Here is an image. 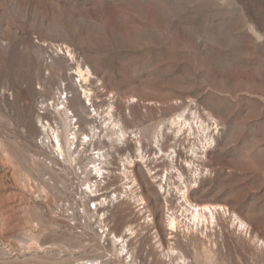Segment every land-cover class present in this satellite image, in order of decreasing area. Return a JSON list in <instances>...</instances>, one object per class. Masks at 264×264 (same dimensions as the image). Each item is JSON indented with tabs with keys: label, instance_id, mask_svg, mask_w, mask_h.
<instances>
[{
	"label": "rangeland",
	"instance_id": "rangeland-1",
	"mask_svg": "<svg viewBox=\"0 0 264 264\" xmlns=\"http://www.w3.org/2000/svg\"><path fill=\"white\" fill-rule=\"evenodd\" d=\"M183 254L264 264V0H0V264Z\"/></svg>",
	"mask_w": 264,
	"mask_h": 264
},
{
	"label": "bare ground",
	"instance_id": "bare-ground-1",
	"mask_svg": "<svg viewBox=\"0 0 264 264\" xmlns=\"http://www.w3.org/2000/svg\"><path fill=\"white\" fill-rule=\"evenodd\" d=\"M67 113V112H66ZM98 113V112H97ZM107 114L109 115L110 118L113 117V113H112V110L108 111ZM113 123V129H114V132L118 135V138L120 140L124 139L126 137V130L118 123V122H112ZM184 124V123H183ZM202 129L204 130L205 128L202 126ZM77 132H73V136L72 137H67V142L68 143V146H69V151H71V144H75V141H76V138H77V135H76ZM88 137V135H86ZM108 138H111L110 136ZM55 145L59 148V149H62V146H61V141H60V138H59V135L57 134L56 137H55ZM137 151L140 153V157L142 160H144V156H143V150L141 148H137ZM94 154L96 153L97 156L95 157L96 160L93 161V164L90 165L92 167V170L95 171V174L97 175V177H103L104 174L106 173V170L104 168V165L103 163H105L106 161V157H107V151H105L103 148H94ZM95 156V155H94ZM94 159V157H93ZM105 160V161H104ZM98 161V163H97ZM125 169V167H124ZM123 169V170H124ZM126 171V170H124ZM91 191H94L92 190V187L89 186L88 187ZM106 198H103L101 199L100 202L98 203H95L94 206L92 207V209L94 210H98L99 207H101L103 204H105ZM99 205V206H98ZM190 205L192 207V209L188 208L189 210H192L191 214L193 215L192 216V219L190 221L193 222V225H187L186 227V230L187 232H191L190 229L191 228H194V226H196L197 228H199V226H203L205 225V222L208 220L209 221V214H210V218L213 219L215 217V209H213L211 206H203V207H200L198 205H193L191 204L190 202ZM168 223H167V226L169 227V229L173 230V229H176L178 227H180V223L178 221V218L174 215V214H170L168 216ZM189 221V222H190ZM208 227V225H207ZM102 228V227H101ZM207 229V228H206ZM185 230V229H183ZM109 231V228L108 227H105V229L102 230L101 233H105L107 234V232ZM199 231V230H198ZM186 232V233H187ZM133 233V230L131 228H128V234H132ZM187 233V234H188ZM202 233V232H201ZM206 236V235H205ZM204 236V237H205ZM207 237V236H206ZM208 238V237H207ZM124 239V238H123ZM122 239L121 236H118V235H114V241H116L117 243H121V247L125 248V243H124V240ZM126 241V240H125ZM205 247V245H204ZM171 248V251L169 252V256L170 258L175 254V249L170 247ZM177 250V249H176ZM123 252V251H122ZM179 255V254H178ZM126 256V255H125ZM180 261L174 263V264H186L187 261V257L184 256V254L182 256H180ZM98 262V261H97ZM93 263V262H92ZM91 263V264H92ZM99 264H102V263H99ZM133 264V263H131ZM173 264V262H172ZM189 264V263H187Z\"/></svg>",
	"mask_w": 264,
	"mask_h": 264
}]
</instances>
